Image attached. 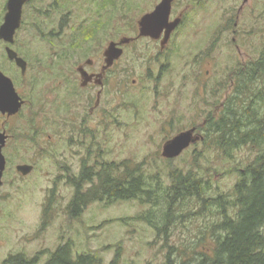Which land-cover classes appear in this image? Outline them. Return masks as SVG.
<instances>
[{
  "label": "rangeland",
  "instance_id": "1",
  "mask_svg": "<svg viewBox=\"0 0 264 264\" xmlns=\"http://www.w3.org/2000/svg\"><path fill=\"white\" fill-rule=\"evenodd\" d=\"M7 1L0 0V25ZM243 1L176 0L174 16L187 11L164 49L151 38L126 48L119 64L123 67L119 71L126 72L118 77L128 78V88L112 90L104 98L103 108L108 109L104 121L90 114L89 92L78 96L72 90L75 76L66 74L69 65L65 71L60 64L67 44L80 37L86 17L76 3L81 6L84 0H72L66 7L54 6L56 0H31L24 6L15 47L29 51L23 53L29 63L27 77L10 62L1 40L0 71L29 98L35 124H40L46 140L51 135L53 141L44 152L35 147L34 172L0 188V264L20 255L45 264L66 244L74 257L96 254L100 264H110L117 256V264H167L169 244L179 249L174 252L175 264L180 258L182 264L200 262L202 253L199 248L194 251V242L203 238L207 246L208 227L215 221L206 207L204 214L193 216L191 211L201 209V200L176 206L178 216L166 233L145 215L165 211L167 193L162 191H168L173 169L201 176L203 184L211 185L208 197H231L240 171L264 151V146H244L230 157L217 144L220 133L213 130L225 128L227 120L243 114L249 105L264 116V103L253 96L261 85L252 80L245 86L249 79L241 78L248 62L264 50V0ZM152 2L113 0V26L97 29L92 40L79 39L78 55L96 56L110 39L136 36L137 21L152 9ZM133 79L138 80L136 85ZM190 130L194 141L179 156L168 157L166 145ZM124 161L140 167L149 186L157 189L160 204L106 199L73 215V181L83 169L92 168L93 174L103 164ZM220 217L217 211L216 222Z\"/></svg>",
  "mask_w": 264,
  "mask_h": 264
},
{
  "label": "trees",
  "instance_id": "2",
  "mask_svg": "<svg viewBox=\"0 0 264 264\" xmlns=\"http://www.w3.org/2000/svg\"><path fill=\"white\" fill-rule=\"evenodd\" d=\"M248 63V70L241 78L249 79L245 86L252 83V80L259 82L261 85L257 89L259 91L253 93V96L264 103V50L260 52L258 58ZM243 109V114H235L227 120L225 128L218 127V130L213 128L220 133L217 144L230 157L233 151L244 146H264V116H261L254 105ZM91 169L84 168L73 181L75 193L70 204L73 215H78L92 202L106 199L112 201L139 199L153 205L160 204L155 198L157 189L149 186L139 166H130L124 161L103 164L93 174ZM169 177L171 185L168 191H162L163 194L167 193L165 211L162 215H158V212H151L153 216L145 215L150 224L159 232H168V227H171L173 219L178 216V212L175 213L178 209L176 206L185 201L199 199L201 203L203 202L201 209L198 212L191 211L193 216L204 214L202 209L206 207L215 221L213 220L208 227L211 236L209 244L206 246L205 239L201 238L194 242V247L192 246L195 252L199 248L202 253L198 264H264V151L240 171L231 197L206 196L211 185L207 182L203 184V178L196 176L192 171L184 173L173 169ZM217 211L221 215L218 222ZM178 250L169 244L167 264L176 263L174 252ZM118 261L117 256L110 264H117ZM183 261L180 258L177 264H182ZM100 262V257L92 253L74 257L72 247L66 244L52 253L45 264H100ZM5 263L36 264V259L29 260L21 255L11 256Z\"/></svg>",
  "mask_w": 264,
  "mask_h": 264
},
{
  "label": "flooded vegetation",
  "instance_id": "3",
  "mask_svg": "<svg viewBox=\"0 0 264 264\" xmlns=\"http://www.w3.org/2000/svg\"><path fill=\"white\" fill-rule=\"evenodd\" d=\"M30 1H28L25 4V6ZM162 1L163 0H153L152 9L146 11L141 16V18L144 15L153 12ZM144 2L145 1H143V3ZM175 2L176 0H173L172 2L170 21H174L176 18L180 16L181 19L183 20V16L186 13L187 9L181 11L179 15L174 16ZM67 3H72V0H56L54 6L66 7ZM76 5L80 7V9H84L86 18L81 23L82 31L80 32V37L75 38L74 40L73 39L70 40V42L67 44V50L64 53H62V55L60 56V64L61 63L63 64V68L65 71L67 65H69L66 74L72 73L75 76L74 80L72 81L73 82L72 84L74 85L72 90H76V93L79 92L78 96H80V93L82 92L84 93L89 92V96L88 94H86V96L88 99L87 104L90 105L89 107L90 114L96 115L98 118L101 119V121H104L105 120L104 116L108 115V109L103 108L104 98L109 96L112 90H127L128 88V83H129L128 78L121 77L122 74L126 72V70L121 69V71H119V68H123L121 65L119 66V64H120V59L126 52V48L142 38H151V37L139 36V29H140L139 21L141 19L140 18L135 26V28L138 31V34L134 37H131L132 41L130 43L121 45V47L124 49V53L119 59L114 60L112 63H108L105 52L111 42L115 41L119 43L120 40L126 36H122L119 40L110 39L107 46L99 55L89 56L87 54L86 55L81 54V56H79L78 52L82 48V45H80L79 42L81 40L79 39L83 40V38H85V40H90V39L92 40L94 39V34L97 33V29L99 30L101 27L104 26H106L109 29L111 26H113V17L111 14L112 11L111 8L112 5L114 6V3L113 0H84V3H82L81 6H79V3H76ZM104 11H106L105 14ZM180 25L181 23L170 34V37L168 41L165 43V45H163V42L166 36V29L163 30V33L161 34V37L159 39H154V38L151 39L155 41H159L161 48L164 49L169 44L172 35L180 27ZM15 41H16V36H15ZM3 42L6 43L5 41ZM7 46L8 43H6V48ZM10 46L15 51H17L20 57L24 58L27 61L29 68L28 60L26 59V56L23 54L25 52H26L25 54H28L29 51L18 50L15 47V42ZM72 58L74 59L72 60ZM10 62H12V64H14L20 70L22 77L24 78L27 77L28 69L26 75H23L22 69L17 65L16 61L10 60ZM69 63L70 64L73 63L71 70H69L70 68ZM163 67L164 66H162V68L160 69L161 74ZM161 74L159 75V78L161 77ZM118 75L121 76L118 77ZM137 83L138 80L133 79V84L136 85ZM16 91L18 95L21 97V100L23 101V105L19 109V111L11 112V109L8 110L0 109V147L2 154L0 155V163H2V157L5 161L4 169L2 171V184L0 185V188L3 187L8 181L14 184L17 179L26 178L32 172H34V170L37 168V162L35 156L36 154H38L35 151V147L37 148L36 149L37 151L44 152L45 149H47V145L49 143H52L53 141V137L51 135H49L48 136L49 139L46 140L44 138V135H42L40 124H35L34 116L30 111L31 104L29 98H25L19 90ZM81 121L83 122V120ZM62 124H63L62 126L64 127L65 123ZM194 128L195 127H193L192 129ZM20 166H32L33 168L28 174H25L24 171L20 169ZM1 212H2V207L0 204V213Z\"/></svg>",
  "mask_w": 264,
  "mask_h": 264
},
{
  "label": "water",
  "instance_id": "4",
  "mask_svg": "<svg viewBox=\"0 0 264 264\" xmlns=\"http://www.w3.org/2000/svg\"><path fill=\"white\" fill-rule=\"evenodd\" d=\"M30 0H8L7 11L4 17L2 25H0V40L8 43L6 48L7 56L10 60L16 61L17 65L22 69V74L26 75L28 64L27 61L20 57L10 45L15 42V36L17 30L22 25L23 9L25 4ZM173 0H163L156 9L144 15L140 21L139 36L151 37L159 39L163 30L166 29V36L163 45L168 41L170 34L181 23V16L174 21H170L171 6ZM248 0H244L246 4ZM131 37H123L119 43L111 42L106 49L105 55L108 63H112L114 60L119 59L124 49L121 45L130 43ZM17 88L11 77L6 75L3 71H0V109L8 110L11 112H17L23 105L21 97L17 93ZM192 130L181 133L175 136L165 147V153L168 157L174 158L179 156L189 145L194 141ZM0 155L1 147H0ZM5 161L2 157V163H0V185L2 184V171L4 169ZM32 166H20V169L28 174L32 170Z\"/></svg>",
  "mask_w": 264,
  "mask_h": 264
}]
</instances>
